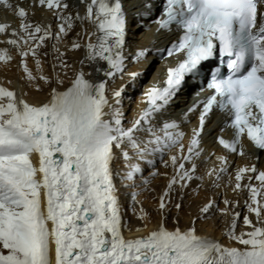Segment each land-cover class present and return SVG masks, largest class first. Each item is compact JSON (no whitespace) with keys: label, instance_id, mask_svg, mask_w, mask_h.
Masks as SVG:
<instances>
[{"label":"snow or ice","instance_id":"1","mask_svg":"<svg viewBox=\"0 0 264 264\" xmlns=\"http://www.w3.org/2000/svg\"><path fill=\"white\" fill-rule=\"evenodd\" d=\"M80 2L86 3L83 15L72 11L75 5L69 0H32L29 8L39 6L52 12L58 21L54 30L50 23L31 22L29 9L19 2L0 0V8L20 19L18 29L0 22V34L8 36L0 43L16 48L28 81L37 77L25 58L31 55L39 70L40 47L46 40L60 41L68 36L76 21L92 23L95 33L86 34L96 35V40L89 39L85 45L73 40L71 50L83 47L89 65H106L95 69L104 77L98 82L87 79L83 67L74 71L71 85L62 91L53 87L47 102L40 105L30 104L14 90L0 86V264H53V248L54 264H264V201L258 199L264 190V171H258L255 164L236 169L233 191L248 190L245 206L256 215L257 223L244 215L243 223L251 230L238 234L240 213L236 212L224 233L241 247H228L209 236L197 235L194 227L168 230L163 221L146 236L125 238L122 229L126 223L112 170L119 152L126 164L123 178L132 181L141 173V166L131 162L133 157L127 149L136 159L154 164L149 156L179 145L178 154L164 161L165 167L171 164L174 174L160 198L163 211L165 197L176 185L184 189L192 181L204 180V175H197V160L204 152L201 135L214 106L229 116L232 138L217 137L225 150L243 155L244 136L256 149L264 150V13L260 12L264 0H165L162 16L156 20L158 30L175 24L182 35L178 42L157 51L166 50L168 56L183 53L184 59L168 68L164 87L145 91L148 107L129 127L124 126L121 110L127 85L113 91V103L107 96L108 81L123 76L126 68L127 13L122 0ZM144 7L147 11L138 12V16L150 13L151 4ZM217 49L219 64L209 69L207 85L213 95L203 102L199 126L192 130L185 153L181 143L184 133L175 120L162 123V135L151 121L175 97L187 76L195 78L202 65L216 57ZM53 51L59 66L67 69L65 54L56 44ZM152 51L151 47L140 48L132 59L139 61ZM11 59L6 48L0 49V62ZM80 63L83 65L84 60ZM220 66L227 67V76H222ZM140 75L129 73L128 83L134 85ZM39 79L50 82L43 74ZM57 82L62 83L58 78ZM196 107L194 104L188 111ZM141 130L147 139L137 137ZM33 153L38 155V167L32 163ZM217 160L219 167L205 173L216 187L229 164L227 156ZM246 175L249 182L242 184ZM253 175L259 187L251 183ZM136 195L132 193L134 202ZM224 203L227 206L231 202ZM181 206L175 205L178 210ZM213 207L215 201L209 200L200 208L198 218H207ZM220 211L227 214V208Z\"/></svg>","mask_w":264,"mask_h":264},{"label":"bare ground","instance_id":"2","mask_svg":"<svg viewBox=\"0 0 264 264\" xmlns=\"http://www.w3.org/2000/svg\"><path fill=\"white\" fill-rule=\"evenodd\" d=\"M37 13L40 11L37 10ZM44 14H49L45 12ZM79 30L76 25H74L73 30L69 33L68 36L62 38L60 41L53 39L51 43H48L47 40L44 42L43 46L39 49V60H40V69H37L35 59L29 55L25 58V61L32 71L33 75L37 77V79L33 82L25 79V73L23 68L21 67V57L17 55L15 51L7 46L5 43H0V46L6 48L8 50V54L12 57V59L7 62H0V86L6 87L10 90H14L20 97L25 99L28 103L34 105H40L44 103L46 98L49 97L52 86H57L63 88L67 85L70 80L73 78L74 71H76L78 59L81 56L80 49L71 50V42L73 40L78 41ZM2 39V38H0ZM56 44L59 48L60 52L64 53L63 59L67 62L69 67L64 69L59 66V61L56 60L57 53L53 51V45ZM169 63V61H167ZM51 64L54 67V70L51 69ZM101 65V64H99ZM85 69L86 64H84ZM152 63L149 62L147 66L143 70H138V67H133L131 70H135V72L141 73L139 78L141 81L144 80L145 76L144 72H147V75H150L152 68ZM156 71H153V78H156L158 73L161 72L162 68L160 64H155ZM43 74L49 77V83H45L43 80H40V75ZM144 77V78H143ZM57 78L62 81V83L57 82ZM129 78L126 77V74L123 76H119L116 80H112V85L122 84L126 85ZM39 85V89L37 88ZM129 100V99H128ZM123 101L121 105V110H124V116L128 121H131L133 116V110L131 108V101ZM136 106V105H135ZM175 106L178 104L175 103ZM107 112L108 109L106 108ZM211 125L206 122L205 128H210ZM138 138L147 139L148 135L144 133V131H140L137 134ZM207 139H205L206 141ZM132 155L135 157V154L129 148L127 149ZM154 156V155H152ZM171 155L167 157L164 161H169ZM248 158L244 157V161H247ZM31 160L34 166L39 165L38 155L33 153L31 155ZM133 163V161H131ZM140 164V163H139ZM141 165V164H140ZM118 167L120 173H122V180L124 183L128 184V187L133 184L134 186H130L129 191L131 193H137L138 203L144 202L141 204V211L139 217L140 221H136V217L132 216L131 223L128 226L126 223V216L128 215L127 208L128 202H132V198L130 196L124 197V193H121V189L119 190L118 185H116L115 179L113 182L116 187V194L119 198V204L121 208L122 220L126 223V227L122 229L123 235L125 238H136L146 236L150 231L158 228L161 221H163L164 226L168 230H173L175 228H179L181 230H185L188 227H191L192 220L196 222L195 226L196 230H198V235L208 233V235L215 236V238L220 239V243L222 245L228 247H241L236 241L230 240L229 237L223 234L226 226L228 227L232 220V214L236 213L241 207L242 210L240 212V218L236 227V232L239 234L241 231H250L251 228L247 227L243 223L244 215H249L250 220L253 224H256L255 216L248 212L247 207H242L243 199L247 195H244V192L241 191H233L234 187H227L224 184L216 187L211 183V179L205 175L208 169L213 168L210 164L202 165V167H198L197 175H204V180H195L190 183V185L184 189H181L179 185H176L173 190L168 194L169 201L166 203V208L161 211L160 198L162 196V189L168 178L169 174L172 171V166L169 163L168 167H165L164 164L158 167V174L150 177L148 175H141V178H133L132 181L125 180L123 178L124 175V166H126L125 161L120 158L119 152H117V158L112 163L113 176L115 167ZM142 169H145L141 165ZM121 175V174H120ZM37 179H40V174L37 173ZM147 181V183H145ZM224 188V189H222ZM178 189V193L174 197V193ZM165 197V199L167 198ZM42 204H43V195L41 196ZM209 200L215 201V207H213L207 218H198L199 210L203 206V204ZM228 200L231 203L229 205H225L224 201ZM179 203L181 204V208L178 210L175 205ZM172 207H175V212L180 216L181 223H171L170 222V210ZM153 209L154 214L150 213L151 209ZM227 208V214H222L221 209ZM262 219H264V215H262ZM50 226V225H49ZM139 229V231H137ZM53 264H54V248L52 251Z\"/></svg>","mask_w":264,"mask_h":264},{"label":"rangeland","instance_id":"3","mask_svg":"<svg viewBox=\"0 0 264 264\" xmlns=\"http://www.w3.org/2000/svg\"><path fill=\"white\" fill-rule=\"evenodd\" d=\"M121 193H124L125 195H124V197H126V196H130L131 198H132V200H133V196L132 195H130V194H128V190L129 189H127L126 187H124V186H122L121 188ZM178 193V189H176V191H175V193H174V197H175V195ZM138 197L137 196H135V202H134V200L132 201V202H128V208H127V210H128V212H127V216H126V223H128V221H130V223H128V226L130 225V224H132L131 223V218L130 217H132V216H135L136 217V221L138 220V221H140V217H139V215H140V211H141V204H144V202L142 201V202H139L138 203ZM151 209V208H150ZM150 213H152V214H154V212H153V209H151V211H149ZM169 218H170V222L173 224V223H181V218H180V216L178 215V213L177 212H175V207H172L171 208V210H170V215H169ZM195 225L196 224V222L194 221V220H192V222H191V225ZM197 227V226H196Z\"/></svg>","mask_w":264,"mask_h":264}]
</instances>
